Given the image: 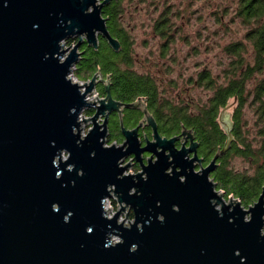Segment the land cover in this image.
I'll use <instances>...</instances> for the list:
<instances>
[{"label":"water","instance_id":"1","mask_svg":"<svg viewBox=\"0 0 264 264\" xmlns=\"http://www.w3.org/2000/svg\"><path fill=\"white\" fill-rule=\"evenodd\" d=\"M110 1L0 0V264H264V187L245 207L211 177L231 126L204 165L193 131L162 135L144 98H114L101 71L84 86L71 78L82 43L98 47L102 36L120 49L103 15ZM100 81L104 97L89 101ZM125 108L144 113L133 128ZM113 111L120 144L106 139ZM129 156L138 172H126ZM113 195L122 205L109 217ZM127 206L130 223L118 220Z\"/></svg>","mask_w":264,"mask_h":264},{"label":"trees","instance_id":"2","mask_svg":"<svg viewBox=\"0 0 264 264\" xmlns=\"http://www.w3.org/2000/svg\"><path fill=\"white\" fill-rule=\"evenodd\" d=\"M237 13L248 29L245 40L230 42L225 47L230 58L224 69L225 81L220 83L207 68L190 78L194 87L212 92L205 101L196 100L192 95L168 97L155 75L134 69L133 40L123 22L122 0H111L103 7L108 29L119 39L120 49L115 50L102 36L98 47L85 42L76 72L79 78L86 79L100 69L109 76L111 93L120 101L129 103L144 98L162 135H175L184 126L191 129L199 142L198 151L208 160L227 144L228 133L220 122L221 110L233 100L232 140L221 153L211 176L226 196L233 194L248 207L258 199L264 187V0H239ZM167 22L165 17L156 26L157 33L168 38L165 53L172 37ZM100 90L106 93L104 88ZM247 107L257 117L259 139H252L246 133ZM113 131L109 143L118 140L120 135ZM238 157L245 158L252 171L234 166L233 161Z\"/></svg>","mask_w":264,"mask_h":264},{"label":"rangeland","instance_id":"3","mask_svg":"<svg viewBox=\"0 0 264 264\" xmlns=\"http://www.w3.org/2000/svg\"><path fill=\"white\" fill-rule=\"evenodd\" d=\"M238 6L239 0H122L123 22L130 29V36L133 40L134 69L155 75L158 81H161V87L166 90L165 94L168 97L192 95L196 100L205 101L212 92L202 87H194L190 78L195 77L203 68H207L212 71L220 83L225 81L224 69L230 60L225 47L230 42L245 40L244 36L248 29L247 24L243 23L241 17L238 16ZM165 17H167V24L170 28L169 34L172 36L166 53L164 44L168 38L162 37L156 31L157 23ZM70 39L74 42L70 43ZM77 41L78 39L71 37L65 41V45H74ZM84 43L79 48L81 51ZM73 71L70 75L73 80L85 82L90 79V77L86 79L78 77L76 64ZM98 71L101 70L98 69L96 72ZM99 77L106 79L108 76L102 74L101 71ZM87 95L89 101L95 100L98 103V98L104 97L105 94L96 86L93 92ZM95 96L99 97L95 99ZM233 107L232 100L227 107L221 110L220 122L225 129L228 126L232 127ZM92 114L93 110L84 108L80 113V118L82 120ZM246 118L248 119L247 135L252 139H259L257 117L250 107L246 109ZM92 126L91 121H83L80 126L82 127L81 134L86 135ZM113 133L114 131L110 130L106 137L108 144H111L109 142L114 136ZM149 136L151 137V134ZM123 139L124 137L120 134L118 140L113 142L120 144ZM130 159L131 156L122 163L132 162L126 172H138L139 163ZM209 161L210 159L204 158V165H207ZM233 164L238 168L251 170L245 158H235ZM220 189L217 184V190ZM110 200L111 212H117L122 204L118 202L115 195L110 197ZM128 212L129 219H126L125 215ZM120 217L127 222L133 221V210L127 206ZM118 240L120 237L114 235L113 241Z\"/></svg>","mask_w":264,"mask_h":264},{"label":"flooded vegetation","instance_id":"4","mask_svg":"<svg viewBox=\"0 0 264 264\" xmlns=\"http://www.w3.org/2000/svg\"><path fill=\"white\" fill-rule=\"evenodd\" d=\"M96 86L100 89L102 88L105 89V83L102 81L98 82ZM122 115H123L124 124L129 128L135 127L144 117L143 111L140 108H125ZM108 125H109L110 130L112 131L115 130L118 133L122 134L121 129H120V115L116 113L115 111H113L110 114ZM139 133L142 138H144V136L146 135L149 136V134H151V127L148 125H144L143 127L140 128ZM177 144L178 146H180L181 141H177ZM145 155H149V153H146ZM199 155L205 158V156L201 154L200 152H199Z\"/></svg>","mask_w":264,"mask_h":264},{"label":"built area","instance_id":"5","mask_svg":"<svg viewBox=\"0 0 264 264\" xmlns=\"http://www.w3.org/2000/svg\"><path fill=\"white\" fill-rule=\"evenodd\" d=\"M73 72H74V71H73ZM70 75H71V73H70ZM71 78L73 79L72 76H71ZM74 79H75V78H74ZM75 81H77V79H75ZM78 81H79V80H78ZM78 81H77V82H78ZM79 83H83V81H79ZM96 98H98V96H95V99H96ZM87 99H89L88 95H87ZM220 190H221V189H220ZM221 191H223V190H221ZM230 196H234V195H228V196H226V194H225V198H226L227 200L229 199ZM234 197H235V196H234ZM235 198H237V197H235ZM237 199H239V198H237ZM239 200H240V199H239ZM107 201H108V203H109V207H110V209H107V208H106V202H107ZM110 201H111V200H110V197H107L106 200H105V202H104V206H105V209H106V211H107L108 216H109V217H112V216L116 213V211L113 212V213L111 212L112 207L110 206ZM240 201H241V200H240ZM109 211H110L111 213H110ZM121 215H122V214H121ZM125 216H126V215H125ZM120 218H121L120 220H123L122 217H120ZM126 219H129V218L126 217ZM124 221L127 222V220H124ZM129 223H130V222H129Z\"/></svg>","mask_w":264,"mask_h":264},{"label":"bare ground","instance_id":"6","mask_svg":"<svg viewBox=\"0 0 264 264\" xmlns=\"http://www.w3.org/2000/svg\"><path fill=\"white\" fill-rule=\"evenodd\" d=\"M84 83V82H83ZM82 83V85L84 86V84ZM83 89V88H82ZM81 121V120H80ZM81 122H83V121H81ZM82 124V123H81ZM165 136H168V135H165ZM225 192V191H224ZM106 208L107 209H110V207H109V203H108V201L106 202ZM121 218H119L118 220L119 221H122V220H120ZM125 223H129V222H125Z\"/></svg>","mask_w":264,"mask_h":264}]
</instances>
